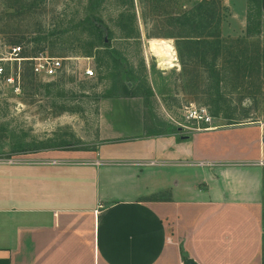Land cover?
<instances>
[{"label": "crops", "instance_id": "crops-1", "mask_svg": "<svg viewBox=\"0 0 264 264\" xmlns=\"http://www.w3.org/2000/svg\"><path fill=\"white\" fill-rule=\"evenodd\" d=\"M222 1L264 19V0ZM114 101L93 150L0 157V264H264V120L178 137L151 133L138 97Z\"/></svg>", "mask_w": 264, "mask_h": 264}, {"label": "rangeland", "instance_id": "rangeland-1", "mask_svg": "<svg viewBox=\"0 0 264 264\" xmlns=\"http://www.w3.org/2000/svg\"><path fill=\"white\" fill-rule=\"evenodd\" d=\"M152 40L171 43V62L154 56ZM13 44L26 55L70 59L51 80L35 78L25 62L20 94L0 87V157L93 150L102 106L108 112L122 97L142 100L151 133L179 137L207 125L264 120V19L256 1L234 13L222 0H0V55ZM203 108L210 121L192 117ZM117 110L123 117L115 121ZM111 111L115 125L130 127L129 108ZM110 148L115 154L122 147Z\"/></svg>", "mask_w": 264, "mask_h": 264}, {"label": "built area", "instance_id": "built-area-1", "mask_svg": "<svg viewBox=\"0 0 264 264\" xmlns=\"http://www.w3.org/2000/svg\"><path fill=\"white\" fill-rule=\"evenodd\" d=\"M67 59H70V56L49 55L44 52L26 55L21 45L13 44L6 48L5 55H0V87L8 88L14 94H20L25 62L30 65L31 73L35 78L51 80L63 73L66 69L64 62ZM83 72L86 76H90L93 74V69L86 66ZM193 111L192 117L210 121V116L206 114L204 108L201 110L202 113L196 109Z\"/></svg>", "mask_w": 264, "mask_h": 264}, {"label": "bare ground", "instance_id": "bare-ground-1", "mask_svg": "<svg viewBox=\"0 0 264 264\" xmlns=\"http://www.w3.org/2000/svg\"><path fill=\"white\" fill-rule=\"evenodd\" d=\"M150 50L154 56L163 58L161 62H171L173 54V47L169 41L166 40H152L150 41ZM160 62V63H161ZM166 64H164L165 66Z\"/></svg>", "mask_w": 264, "mask_h": 264}, {"label": "trees", "instance_id": "trees-1", "mask_svg": "<svg viewBox=\"0 0 264 264\" xmlns=\"http://www.w3.org/2000/svg\"><path fill=\"white\" fill-rule=\"evenodd\" d=\"M88 19V18H87ZM185 42H189V43H194V39H192L191 37H184ZM101 42L104 43L103 45L107 44V40H105V38L103 36H101ZM123 88L125 89V94L124 95H130V92L128 91L129 87L127 85L126 82H124L123 84ZM182 260L186 263V264H193L194 262L191 259H188L187 257L182 255Z\"/></svg>", "mask_w": 264, "mask_h": 264}, {"label": "water", "instance_id": "water-1", "mask_svg": "<svg viewBox=\"0 0 264 264\" xmlns=\"http://www.w3.org/2000/svg\"><path fill=\"white\" fill-rule=\"evenodd\" d=\"M194 264V263H193Z\"/></svg>", "mask_w": 264, "mask_h": 264}]
</instances>
